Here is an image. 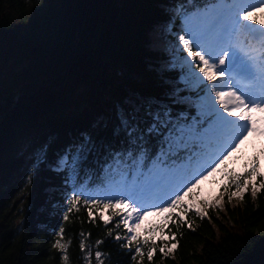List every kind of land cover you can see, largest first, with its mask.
Masks as SVG:
<instances>
[{
    "label": "trees",
    "instance_id": "trees-1",
    "mask_svg": "<svg viewBox=\"0 0 264 264\" xmlns=\"http://www.w3.org/2000/svg\"><path fill=\"white\" fill-rule=\"evenodd\" d=\"M160 19L151 0H0V264H264V179L255 196L247 187L233 203L222 200L235 187L228 179L203 217L188 210L187 223L175 222L179 213L169 219L151 260V239L145 245L140 237L143 256L136 241L127 246L115 206L89 216L81 200L65 221L67 200L53 188L60 178L44 167L29 180L39 146L66 144L127 90L147 87L146 41ZM172 243L164 256L160 248Z\"/></svg>",
    "mask_w": 264,
    "mask_h": 264
},
{
    "label": "snow or ice",
    "instance_id": "snow-or-ice-1",
    "mask_svg": "<svg viewBox=\"0 0 264 264\" xmlns=\"http://www.w3.org/2000/svg\"><path fill=\"white\" fill-rule=\"evenodd\" d=\"M151 2L161 19L146 41L147 87L127 90L112 101L108 114H99L66 144L54 147L53 140L39 146L29 173L31 180L46 167L60 178L53 188L54 195L67 200L65 221L81 200L90 206L89 216L92 208L115 206L132 234L127 246L131 248L132 241L138 244L136 256L144 255L138 230L149 210L172 215L179 208L175 222L187 223L184 198L218 171L249 133L264 135V21L251 15L264 8V0ZM3 104L0 75V109ZM257 112L259 118L253 115ZM244 175L264 177L255 158ZM242 179L229 174L230 184L240 190L232 195L252 183L244 181L241 188ZM258 190L253 185L252 195ZM196 212L205 215L202 208ZM64 232L60 227L59 237ZM150 239L153 247L147 256L151 260L155 238L145 236L143 243ZM55 247L66 251L60 239ZM80 248H85L83 241ZM176 248L172 243L160 252L168 256ZM95 256L100 260L102 253L97 251Z\"/></svg>",
    "mask_w": 264,
    "mask_h": 264
},
{
    "label": "rangeland",
    "instance_id": "rangeland-1",
    "mask_svg": "<svg viewBox=\"0 0 264 264\" xmlns=\"http://www.w3.org/2000/svg\"><path fill=\"white\" fill-rule=\"evenodd\" d=\"M198 71V69H197ZM39 131H41L43 128L39 127ZM250 135L256 134V133H249ZM253 149L256 148V146L252 147ZM245 160V159H244ZM232 166L235 168L233 169L232 173L233 175H238L235 174L234 172L240 168H243L244 165L243 163H237V161L233 160L232 161ZM258 171L261 173H264V159H262L259 164L257 165ZM225 167L221 166L218 171H216L215 175L212 178H207L205 180H201L197 189L193 191V195H191L192 198V204L185 207L187 208L190 212L195 211L198 208H202V206H215V204H218L217 202L219 201L223 194L224 190L221 187L220 183L224 181V178L222 177L223 171ZM240 175V174H239ZM264 179V177L256 176L254 179L252 177L246 178L245 181L247 180H252V183L249 184L248 186L253 190V185L257 188V181ZM241 188H243V182L241 183ZM240 192V190L237 188L235 189L230 195H228L226 198H223V202H228V203H233L236 200H239L241 198V195L243 194H237V195H232L235 193ZM231 196V198H229ZM166 213V212H165ZM165 213H155L151 210L148 211V214L143 216L142 222H141V228L142 227H148L151 226L155 228V224L159 225V222L163 215ZM197 213V212H196ZM156 234V232H155ZM165 247V246H164Z\"/></svg>",
    "mask_w": 264,
    "mask_h": 264
}]
</instances>
